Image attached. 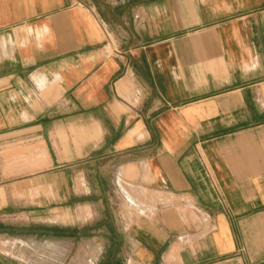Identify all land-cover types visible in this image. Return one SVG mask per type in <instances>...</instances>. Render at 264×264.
<instances>
[{"label":"crops","instance_id":"obj_1","mask_svg":"<svg viewBox=\"0 0 264 264\" xmlns=\"http://www.w3.org/2000/svg\"><path fill=\"white\" fill-rule=\"evenodd\" d=\"M0 242L264 264V0H0Z\"/></svg>","mask_w":264,"mask_h":264},{"label":"rangeland","instance_id":"obj_2","mask_svg":"<svg viewBox=\"0 0 264 264\" xmlns=\"http://www.w3.org/2000/svg\"><path fill=\"white\" fill-rule=\"evenodd\" d=\"M53 217V216H51ZM33 229L35 230L36 234H37V239L39 238H42V233L45 232V234H47L49 231L52 233V235H56L58 234V232H62V230L64 231V227H59L58 225V222H54V221H51V222H42V223H35L33 225ZM68 232L72 231L71 228H69V226L67 227L66 229ZM40 248H39V251H38V254L37 256L38 257H42L43 254H44V250L42 245H43V242H41L40 244ZM0 251H3L4 252V255L7 254V255H11L14 254L12 252V248H11V245L7 244V243H1L0 242ZM53 251V250H51ZM51 259H52V263L53 262H57L58 261V253L56 254H51ZM66 261H70L71 263L74 262V257H73V254L71 255H67V260ZM88 261V264H90L89 262L90 261V258L87 259ZM20 264H31V263H25L24 260H19ZM34 264H38V263H34Z\"/></svg>","mask_w":264,"mask_h":264}]
</instances>
